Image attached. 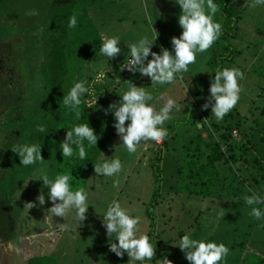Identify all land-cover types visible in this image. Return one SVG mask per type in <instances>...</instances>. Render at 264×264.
Here are the masks:
<instances>
[{
	"label": "rangeland",
	"instance_id": "374dc122",
	"mask_svg": "<svg viewBox=\"0 0 264 264\" xmlns=\"http://www.w3.org/2000/svg\"><path fill=\"white\" fill-rule=\"evenodd\" d=\"M51 1L9 0L8 9L0 5V78L7 77L10 69L25 68L27 72L23 83L29 86L27 102H33L34 93L38 91L40 78L36 71L48 50L56 22ZM213 2L217 6L213 22L221 25L218 39L204 53L196 54L194 63L188 66L186 72L178 74L173 83L164 85L151 84L147 77L124 72L123 64L128 59L127 45L142 37H147L154 44V52H159L161 47L171 50V38L179 37L181 33L177 22L180 14L178 6L172 0H99L96 5L103 4L105 8H87V19L99 31L100 38L116 37L122 49L121 54L112 60L99 53L87 60L83 77L90 96L89 106L113 103L127 90L130 82L134 83L152 96L147 103L155 111H159L168 98L175 101L170 119L163 125L167 135L161 146L155 141H141L132 154L119 145L120 140L116 136L99 162L106 157L117 158L121 161V172L113 177L96 176L92 172L85 188L86 203L90 205L86 219L80 223L69 211L63 218L49 217L45 221L46 210L52 205L47 200V189L43 188L42 181L35 180L39 169H44L49 179L52 178L47 159L39 163L26 180L17 179L19 187L13 190L4 167L9 161L6 145L28 143L21 144L18 136H13L21 122L0 125V207L17 212L20 219L25 220H22L21 226L35 235L31 240L13 245L20 259L27 256L29 264H58L59 259L60 264H128L126 254L117 257L109 251L108 237L100 216L116 200L130 215L140 218L137 237L148 236L150 219L147 209L155 190L151 163L159 151L162 153L161 191L159 203L153 210L156 217L154 256L147 264H157L158 259L165 255L169 261L176 254L183 255L176 246L185 234L192 239L213 241L228 247L229 254L222 264H258L256 257L264 259V219L249 216L251 209L243 203L245 196H264V5L254 6L251 0ZM226 7L239 10L241 18L237 22L227 19ZM33 11L35 15L30 14ZM153 29L158 33L156 40ZM227 43L236 54L232 61L220 65L222 69H239L243 78L238 80L240 91L237 103L218 121L211 114V107L204 109L202 106L209 97L210 77L221 69L218 59L222 57H215V53H224ZM199 91L202 92L197 95ZM186 117L187 122L182 123ZM200 120L206 122L216 137L219 132L215 130V124L223 127L228 122H241L240 128L231 132L233 151L224 147L228 155H237V162L224 168L226 183L233 187L223 193V200L177 192L178 160L194 124H200ZM9 136L12 138L8 141ZM114 181L117 187H113ZM41 192L45 194L43 206L36 200ZM228 195L233 196L226 199ZM27 203L36 206L29 209ZM254 206L264 208V205ZM9 220L14 221L13 214L9 219L0 217V236L4 234L1 227ZM18 240L13 239V242ZM63 251L67 257L61 259ZM171 264H188V261L183 258L179 262L171 261Z\"/></svg>",
	"mask_w": 264,
	"mask_h": 264
},
{
	"label": "clouds",
	"instance_id": "9594fccd",
	"mask_svg": "<svg viewBox=\"0 0 264 264\" xmlns=\"http://www.w3.org/2000/svg\"><path fill=\"white\" fill-rule=\"evenodd\" d=\"M172 2L179 8L177 22L181 33L179 37L171 38V50L161 47L159 52L152 51L154 44L147 37L127 45L128 59L123 65V70H127L133 76L138 74L141 78L147 77L151 84L173 83L178 74L186 72L188 66L194 63L196 54L208 50L220 35L221 25L213 22L212 19L217 11L213 0H172ZM251 3L254 6L264 5V0H251ZM30 14L36 13L33 11ZM76 23L74 15L69 17L68 28H74ZM153 35L156 40L158 33L154 29ZM118 45V38L102 36L99 54L108 60L117 58L122 51ZM242 78L243 74L236 68H223L216 71L214 77H210L209 97L202 107L204 109L211 107V114L216 120H221L237 103L240 91L238 80ZM87 91L83 81L75 82L63 96V105L70 110H78L81 103L80 97ZM150 100L152 96L143 87L130 82L127 90L119 95V100L109 104L104 110L105 115L111 113L114 120L112 127L120 140L119 145H122L129 154L136 152L141 141L151 140L159 143L167 135L163 125L170 119V112L175 101L168 98L159 111H155L153 106L147 103ZM197 126H199L198 123ZM37 131L43 132L44 128L38 127ZM98 139L89 123L74 125L70 131H66L64 140L59 144L60 154L62 158L71 157L75 148L79 158L84 159L85 150L82 142L86 141L88 146L96 147ZM11 151L18 156L22 167L44 161L41 148L36 144L16 145ZM121 168V161L117 158L106 157L101 162L93 164L96 176L113 177L121 172ZM38 171L35 181H42L43 188L47 189V200L52 205L47 208L44 220L47 221L49 217L63 218L71 211L76 221L80 223L84 221L90 207L86 203L87 193L83 190H70L69 174L61 173L49 179L44 169ZM117 186L114 181L113 187ZM36 200L43 206L45 194L41 192ZM243 203L251 209L249 216L257 220L264 219V208L254 206L264 205V196L256 194L245 196ZM26 205L29 209L36 206L33 203ZM100 217L101 225L108 237L110 252L117 257L126 254L129 258L128 264L129 262L146 264L152 260L154 249L149 242V237L147 235L137 237L140 222L138 216L130 215L118 201L113 200ZM176 247L181 250L188 264H222L223 259L229 254V248L222 243L192 239L188 234L180 237ZM157 264H171V261L165 255L158 259Z\"/></svg>",
	"mask_w": 264,
	"mask_h": 264
},
{
	"label": "trees",
	"instance_id": "16d2710c",
	"mask_svg": "<svg viewBox=\"0 0 264 264\" xmlns=\"http://www.w3.org/2000/svg\"><path fill=\"white\" fill-rule=\"evenodd\" d=\"M98 1H51L50 5L56 14V22L52 28V38L48 50L44 55L41 66L36 71L40 82L37 86L38 91L34 93L36 96L33 102H27L26 99V95L29 94V86L23 83L27 72L25 68L19 67L17 70H6L9 72L7 77L3 76L4 78H2L1 76L0 78V125H9L13 121H16L17 124L21 122L17 126L18 131L14 132L13 136L17 135L21 144L38 145L41 148L43 160L47 159L49 164L51 179L61 173L69 174V185L72 191H85L87 181L94 171L93 164L100 161L102 153L117 136L112 127L114 120L111 113L105 115L104 112L109 105L99 107L95 104L89 106L88 99H90V96L87 92L80 97L81 103L78 110H70L62 103L63 96L67 94L75 82H84L83 73L87 60L94 54L99 53L101 45L99 31L87 19V8H105L103 4L96 5ZM0 5L8 9L9 0H0ZM73 15L76 17L77 23L74 28L70 29L68 28V19ZM225 15L227 19L235 20V22L241 18L239 10L227 7ZM233 28H236L235 23ZM231 36L233 34L228 35V37ZM228 37L226 38L228 39ZM216 53L215 57H222L218 59V67L222 69L221 65L225 61H232L236 51L230 43H227L224 53L221 54L218 51ZM215 61L213 62L214 65H216ZM201 92L199 91L197 95ZM118 100L119 98L115 99L113 103ZM229 116L232 117L230 113ZM187 120L188 117L181 122L186 123ZM199 122V126L194 124V130L186 139V145L178 160L177 192L204 199L223 200L225 198L223 193L233 187L232 184L226 183L227 175L224 174V172L226 173L224 168L237 162V155L235 156L234 153L227 154V150L232 152L234 149V146L231 145V132L240 128L241 122L239 120L228 122L223 127H218L214 123L215 130L219 132L218 137L211 132L205 121L200 120ZM87 123L99 137L97 146H88L87 142L83 141L84 159L79 158L75 148L71 157L62 158L59 144L64 140L66 131H70L74 125ZM38 127H43L44 131L38 132ZM11 138L9 136L8 141ZM14 146L16 145H6L9 161L4 167L6 168V175L12 182V189L16 190L19 187L16 180L19 178L26 180L35 171L39 163L22 167L18 156L11 151ZM161 161L162 153L159 151L151 163L155 179V190L150 208L147 209V216L150 219L148 236L152 245L156 227V217L153 210L159 203L161 191ZM231 196L233 195L226 196V199ZM183 258L184 255L176 254L171 257V261L175 263ZM256 258H258V264H264L263 258L259 256Z\"/></svg>",
	"mask_w": 264,
	"mask_h": 264
},
{
	"label": "crops",
	"instance_id": "0c3cea01",
	"mask_svg": "<svg viewBox=\"0 0 264 264\" xmlns=\"http://www.w3.org/2000/svg\"><path fill=\"white\" fill-rule=\"evenodd\" d=\"M0 209V217H2V219L4 217H6V219H9L11 214H13L14 219L13 222H11L10 220L6 221V223H4L3 225L4 227H1V230H3V233L5 235L2 234L0 236V264H29L30 258H26L27 256H24L22 259H20L21 256L19 255V252L14 249L13 245H15V243L21 244V242L23 241L31 240L35 235L31 234L30 232L28 233L27 230H25V228L21 226V224H23L22 220H25L20 219V216H18L17 212L13 213L7 207H0ZM16 218H18L17 221ZM13 239H16L18 241L13 242ZM65 255L66 253L63 251L61 259L66 258L67 256ZM95 258L97 260L98 256H96ZM52 261H54L53 257ZM58 261V264H60L61 260L59 259Z\"/></svg>",
	"mask_w": 264,
	"mask_h": 264
},
{
	"label": "built area",
	"instance_id": "2783aa9c",
	"mask_svg": "<svg viewBox=\"0 0 264 264\" xmlns=\"http://www.w3.org/2000/svg\"><path fill=\"white\" fill-rule=\"evenodd\" d=\"M126 63H127V61H126ZM126 63H125V64H126ZM125 64H124V65H125ZM124 71H125L126 73H129L127 70H124ZM161 143H162V141H161V142H159V143H157V144H158V146H161Z\"/></svg>",
	"mask_w": 264,
	"mask_h": 264
}]
</instances>
